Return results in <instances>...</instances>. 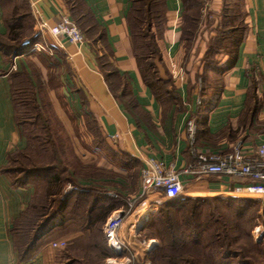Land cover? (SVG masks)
I'll return each mask as SVG.
<instances>
[{"label": "crops", "instance_id": "obj_1", "mask_svg": "<svg viewBox=\"0 0 264 264\" xmlns=\"http://www.w3.org/2000/svg\"><path fill=\"white\" fill-rule=\"evenodd\" d=\"M27 2L31 14L32 10L38 12L50 25L59 19L57 9L66 6L64 0ZM79 3L91 21L90 25L81 27L84 40L80 44L48 33L43 37L49 43V54L57 62H63L58 66L59 88L63 95H71L74 110L85 120H95L103 137L114 142L120 151L138 160L139 154H143L161 158L172 165L179 172L185 196L213 195L226 192L233 184H246L248 180L243 177L229 179L209 175L195 179L181 172L191 160L185 121H194L195 145L204 152L225 153L239 140L244 144H257L264 139V0H240L245 25L236 53L231 59L222 60L219 85L207 93L202 102L195 86L194 72L177 74L175 99L178 102L164 101L143 82L126 20L130 0H79ZM164 4L167 27L158 44L163 58L172 66L180 51L183 2L164 0ZM212 6L213 11L218 12L222 0H213ZM6 33L4 9L0 2V41ZM30 53L29 49L12 55L0 47V264H55L58 255L55 252L59 247L52 246L51 242L65 240L70 244L74 238L90 232L89 227L72 232L63 226L43 235L25 259L18 257L13 227L33 201L35 185L30 177L15 181L11 171L7 170L11 158L23 151L27 144L16 119L12 73L26 66L31 72L34 69L42 74L33 57L39 53ZM104 56L109 59V69L100 67L99 59ZM173 75L175 77L176 73ZM253 96L257 103L249 113L247 109L252 105ZM139 190L140 184L137 193ZM107 194L113 195L110 191ZM124 205L106 206L107 215ZM69 216L67 222L71 221ZM150 223L145 211L135 212L123 229L128 250L122 255L106 257V263L134 264V257L148 255L147 239L156 237L149 234L141 238ZM101 232L103 234V227Z\"/></svg>", "mask_w": 264, "mask_h": 264}, {"label": "rangeland", "instance_id": "obj_2", "mask_svg": "<svg viewBox=\"0 0 264 264\" xmlns=\"http://www.w3.org/2000/svg\"><path fill=\"white\" fill-rule=\"evenodd\" d=\"M1 1L8 21L21 26L20 41L33 42L30 54L39 53L33 57L34 61L35 59L38 61L37 65H40L42 71V74H39L34 69L32 72L29 70L31 75H34L32 79L35 93L32 92L33 88L23 74L14 78L17 119L28 145L10 161L9 166L33 170V175L39 180L34 183L33 204L37 207L43 205V212H50L58 205L64 194H72L71 208L67 210V217L70 212L71 221L63 224L66 231L90 228V232L74 238L70 244H66L64 240L65 245L56 249L55 253L58 255L55 264H70L73 260V264H107V258L101 255L104 248L101 244L103 236L101 228L108 217L105 208L109 205L125 204L127 194H138L140 161L120 151L114 142L107 141L96 121L85 120L80 112L74 110L71 95L65 96L61 93L58 66L63 62H57L49 54L51 53L49 43L41 36L36 20L30 14L31 9L27 0ZM68 1L69 3L65 1L64 10L82 31L80 21H74L73 11L70 9L76 0ZM224 1L228 17H231L230 21L233 24L235 19L236 23V18L243 15V5L239 0ZM212 4L213 0H186L185 17L180 20L184 32L177 59H173L171 66L163 58V51L161 58L158 56L152 58L154 75L160 77L162 81L157 82L148 75L147 79L155 82V92L166 102L175 98L179 72H194L197 89L204 86L209 94L219 85V72L223 67V61L229 60L227 54L231 49L229 46L231 41L230 37H225L219 41L221 45L215 43L217 40L208 45L210 39L216 37L219 28L224 25L222 23L226 21L220 16L222 9L214 12ZM231 14L233 15L230 16ZM234 16L236 18H233ZM86 23L89 21L84 19L82 25ZM3 42L16 44L18 41L4 39ZM100 60L108 62L109 59L104 56ZM105 68L109 69L110 65L107 64ZM174 72L176 78L173 77ZM186 123L187 121L185 126ZM54 176L60 179L59 183H53ZM59 184L60 194L47 193L57 192ZM106 187L109 188L105 189ZM109 191L114 196H109L107 194ZM92 199L96 202L94 206H91ZM180 199L185 200L186 206L177 208L179 202L167 204L168 201L156 207L145 203L142 209L146 210L148 221L151 223L141 239L149 234H159V238L147 239V247L150 249L148 255L134 257L136 259L134 264H157L155 260L157 254L161 256L167 254L158 259L160 264H218L222 261L219 252L226 249L240 252L230 264H238L246 258L255 264H264V257L260 256L259 260L257 252L248 243L249 235L251 242L259 243L264 254V199L225 192L213 195H187ZM148 207L153 209L148 212ZM190 210L193 215L188 216ZM27 211L17 220L19 243H23L26 237L24 233H27L25 231L29 230L33 223L40 221L36 218L39 209L28 208ZM167 214L179 221L176 223L177 226L180 225L176 234H190L186 239L189 241L177 242L173 239L171 245L169 244L170 233L161 222ZM180 214H184L182 222ZM185 219H190L193 227H186ZM175 238H178V235ZM112 253L111 256L116 255Z\"/></svg>", "mask_w": 264, "mask_h": 264}, {"label": "trees", "instance_id": "obj_3", "mask_svg": "<svg viewBox=\"0 0 264 264\" xmlns=\"http://www.w3.org/2000/svg\"><path fill=\"white\" fill-rule=\"evenodd\" d=\"M67 3H69L68 0H65ZM240 1V0H239ZM3 9H4V16H5V8H4V4L3 2L0 0ZM183 2V12L181 15L182 17L184 16V13L186 11V0H182ZM225 2L226 1H222V11L220 12V16L223 19H226L225 22H223L222 24L223 27L219 28L217 35L215 38L210 39L211 41H209L208 45H211L212 42L214 40L218 42L217 44H220L219 41H221L222 39H224L225 37H230V52L228 55V58L230 59V57L232 58L235 53H236V49H237V45L239 40L241 39L242 33H243V29H244V16H245V12L243 11V15L241 17L236 18L235 16L233 18H236V23H235V19L232 22L230 21L231 17H228L229 14L226 11V7H225ZM70 9L73 11V15H74V21H77L81 23V27L84 28L85 26H88L91 24L89 15L84 14V10L82 8V6L79 3V0H76L75 3H72V5L70 6ZM166 7L164 4V0H130V7L127 11L126 14V20H127V24L129 27V33L131 36V40H132V51H133V55L136 59L137 62V68L140 74L141 79L143 80V82L149 86L154 94L159 97L157 95V93L155 92V88H154V83L153 81H149L147 79V75L149 77H151V79H155V81L157 82H161L162 79L160 77H155V72H154V66H153V60L152 58L155 56H158L159 58H161V49L159 47L158 41L159 39L162 38L163 36V32L167 27V23H166ZM133 13V14H132ZM31 14V13H30ZM82 15V18L80 19L79 17ZM233 14H231L230 16H232ZM86 17V18H85ZM14 18V17H12ZM11 18V19H12ZM88 20L89 23L83 24L82 25V21L83 20ZM197 21H198V17H197ZM5 24L7 26V33L4 39H8L14 42H17L16 44H9V43H4L2 39L0 41V47L3 49V51L9 52L10 54H22L25 53L26 51H28L33 42L30 43L29 41H20V28L21 26L17 23H11V21L6 18L5 16ZM228 25L227 27L225 25ZM181 27V26H180ZM90 29V28H89ZM183 27L181 28V35H180V42L183 36ZM225 34V35H224ZM227 35V36H226ZM36 39V38H35ZM219 39V40H218ZM222 43V42H221ZM221 45V44H220ZM215 51V50H214ZM103 59V58H102ZM99 63H100V67H103L104 69H106V65L110 63L109 62H101V60L99 59ZM107 63V64H106ZM205 63V61H204ZM19 74H23L27 81L28 84H30V87L33 88L32 92H34V88H35V84H34V80L32 79L31 72L27 69V67H23L19 70H16V72L14 71L12 73L13 76V81L15 76H18ZM13 81H12V96H13V101L15 103V113H16V119H17V109H16V102H15V97H14V87H13ZM216 89V88H214ZM213 89V90H214ZM199 94H200V98H201V102L202 99H206V97L204 98L203 96H206L207 92L205 90V87L203 86H199ZM35 93V92H34ZM208 98V97H207ZM34 99L36 100V94L34 95ZM253 102L250 108L247 109V112L252 113V110L254 108V106L256 105V98L253 96ZM173 100V102H178L175 98L170 99V101ZM90 120H93L92 118H89ZM18 122V119H17ZM19 124V122H18ZM20 126V125H19ZM196 131V129H195ZM26 138V137H25ZM26 143H27V139H26ZM26 144V148H27ZM25 148V149H26ZM23 152V151H21ZM19 152V153H21ZM17 153V154H19ZM16 154V155H17ZM15 155V156H16ZM132 157V156H131ZM14 157L11 158V160ZM135 159V158H134ZM10 160V161H11ZM9 161V163H10ZM7 170L11 171V175L13 177V179H15V181H21L23 179H27V178H33L34 183H37L39 180L37 179V176L33 175V170L32 169H25V168H12L8 165ZM17 172V173H16ZM17 176H14V175ZM53 180H55L53 183H59V178L57 176H54ZM52 184V183H51ZM50 195H54L56 194H60L61 193V185L59 184V186H57V192H52L49 191L47 192ZM35 195V194H34ZM72 194L70 193H66L63 195V197L61 198V200L58 202V205H56L54 208H52V210L50 212H43V205H41L40 207H37L33 204V201L28 205L27 209L25 211H23L21 215H23L24 213L28 212V208H33V209H39L38 213L36 214V218L40 219L39 222H35L30 226V229L25 231L27 233L26 237L23 240V243H19L17 236L19 234L18 231L19 229H17V220L14 223V227H13V231H14V242H15V248L18 254L19 259H25L28 256L29 251L36 246V243L39 241V239L47 234H51L53 230H57L60 229L61 226H63V224L65 222H67V210L69 208H71V202H72ZM34 199V198H33ZM190 200V199H188ZM241 200V199H240ZM244 201L247 199H243ZM172 202H179V204L177 205V208H182L184 206H186L185 204V200L183 199H175V200H171L168 201L167 204H171ZM95 199L91 200V206L95 205ZM184 203V204H183ZM174 204V203H172ZM177 204V203H175ZM184 205V206H183ZM90 206V209H91ZM195 205H192V207ZM107 208V207H106ZM105 208V213H108V210ZM182 212V210L180 211ZM181 215V222L184 220V214H180ZM193 215L192 211H188V216ZM42 217V218H41ZM96 219V218H95ZM94 220V219H93ZM163 223V226L166 228V230L170 233L168 234V237L170 238V245L173 242V239L177 240V242H186L189 240H186L190 237V234H176V230L178 224H176L178 221V219L171 217V215H166L164 221H161ZM185 226L190 228L193 227L191 226V222L190 219L186 220L185 219ZM32 231V232H31ZM30 236H28V233H30ZM23 234V235H24ZM102 241L101 244L104 247L101 251V255L103 258H106L108 256H111V251L109 250L107 244H106V239L104 234H102ZM155 237L159 238V234H153ZM178 235V238H175ZM248 243L255 249L254 251L257 252L258 258L259 260L261 259L260 256L264 257V254L261 250V246H259V243H253L251 242V237L248 235ZM106 244V246H104ZM113 254V253H112ZM220 254V258L222 259V261H220L218 264H230V261L232 259H235L236 257H238L240 255L239 251L236 250H224L223 252H219ZM248 255V254H247ZM163 256H167V254H157V256L155 257V260H157V264H160L158 262V259L163 257ZM242 257V255H241ZM246 257V256H244ZM247 257H251V256H247ZM253 258V257H251ZM224 259V262H223ZM254 259V258H253ZM212 260V259H211ZM255 260V259H254ZM213 261V260H212ZM257 261V260H256ZM74 260L72 263L73 264ZM215 263V262H214ZM175 264V263H174ZM217 264V263H216ZM238 264H255L252 261H248L247 258L245 261L243 262H238Z\"/></svg>", "mask_w": 264, "mask_h": 264}, {"label": "built area", "instance_id": "obj_4", "mask_svg": "<svg viewBox=\"0 0 264 264\" xmlns=\"http://www.w3.org/2000/svg\"><path fill=\"white\" fill-rule=\"evenodd\" d=\"M57 10L59 19L53 25L32 10L41 36L45 37L44 35L48 33L52 37H66L68 41L80 44L84 40L82 31L64 9ZM186 129L191 160L182 168V173L191 175L195 179L209 175L226 176L229 179L243 177L248 180L246 184H233L225 193H238L264 199V139L257 144H244L239 140L232 150L225 153L204 152L197 149L195 145V123L192 119L187 120ZM139 161L140 190L138 194L127 195L125 205L114 210L103 226L106 244L116 255L128 250L123 229L128 222L130 223L135 212L146 211L142 209L146 202L156 207L165 201L185 196L184 184L179 177V172L172 165L166 164L161 158L143 154H139ZM152 209L149 208L147 211L150 212ZM51 245L63 247L65 241H53Z\"/></svg>", "mask_w": 264, "mask_h": 264}, {"label": "water", "instance_id": "obj_5", "mask_svg": "<svg viewBox=\"0 0 264 264\" xmlns=\"http://www.w3.org/2000/svg\"><path fill=\"white\" fill-rule=\"evenodd\" d=\"M66 38V37H65ZM67 39V38H66Z\"/></svg>", "mask_w": 264, "mask_h": 264}]
</instances>
